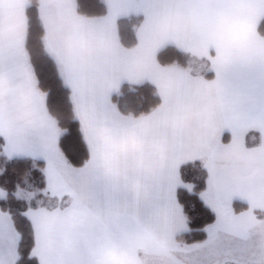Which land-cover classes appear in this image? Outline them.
Instances as JSON below:
<instances>
[{
    "label": "crops",
    "instance_id": "1",
    "mask_svg": "<svg viewBox=\"0 0 264 264\" xmlns=\"http://www.w3.org/2000/svg\"><path fill=\"white\" fill-rule=\"evenodd\" d=\"M104 1L107 12L94 17L79 14L75 0L38 6L45 50L70 90L88 148L77 167L58 147L61 131L25 49L28 0H0V137L7 157L44 163L38 206L25 211L39 264L175 256L192 244L176 239L188 230L177 199L178 188L192 190L180 177L185 162L198 160L207 172L198 195L215 219L205 233L230 185L245 188L240 201L248 210L264 184V36L257 31L264 0ZM129 15L142 16L131 48L117 30V19ZM167 45L188 54L190 64H160L157 52ZM144 82L160 104L137 117L120 113L112 95L122 83ZM17 245L0 210V264H15Z\"/></svg>",
    "mask_w": 264,
    "mask_h": 264
},
{
    "label": "trees",
    "instance_id": "2",
    "mask_svg": "<svg viewBox=\"0 0 264 264\" xmlns=\"http://www.w3.org/2000/svg\"><path fill=\"white\" fill-rule=\"evenodd\" d=\"M77 12L83 16H101L107 12L104 0H75ZM39 0H28L25 8L26 36L25 49L32 66L38 89L45 93V105L49 115L55 120L61 134L58 147L67 162L73 166H82L88 159V148L83 139L80 124L74 115L70 90L64 85L54 59L44 47V28L38 13ZM141 15H129L117 19L120 42L127 48L136 42V28L141 23ZM257 31L264 36V17L257 23ZM157 60L162 65L176 64L187 67L191 57L177 48L167 45L157 52ZM211 77V73H206ZM112 101L118 111L133 117L149 113L161 100L156 88L148 82L141 84L122 83L112 95ZM227 133L222 141L227 140ZM3 140L0 137V189L6 192L0 198V210L8 213L18 234L17 259L15 264H39L32 255L34 246L33 229L25 215L28 208H36L35 199L45 187L44 163L30 158L7 157L3 152ZM182 181L192 184L189 192L177 189V199L182 206L188 230L176 236L184 243L201 242L206 238L204 227L212 223L215 214L199 198V192L205 187L207 172L198 160L188 161L180 166ZM25 189L35 192L34 197L26 200L17 197L15 192ZM242 208L246 204L239 202ZM237 205V204H235Z\"/></svg>",
    "mask_w": 264,
    "mask_h": 264
},
{
    "label": "rangeland",
    "instance_id": "3",
    "mask_svg": "<svg viewBox=\"0 0 264 264\" xmlns=\"http://www.w3.org/2000/svg\"><path fill=\"white\" fill-rule=\"evenodd\" d=\"M258 188L251 193L246 210L238 204L241 196L248 194L245 188L236 192L230 185L220 197L221 213L206 232V240L182 245L173 257L158 252L142 255L143 264H264V184ZM29 192L18 189L15 195L29 200L35 194ZM256 217L262 218L254 223Z\"/></svg>",
    "mask_w": 264,
    "mask_h": 264
},
{
    "label": "flooded vegetation",
    "instance_id": "4",
    "mask_svg": "<svg viewBox=\"0 0 264 264\" xmlns=\"http://www.w3.org/2000/svg\"><path fill=\"white\" fill-rule=\"evenodd\" d=\"M148 264H153V263H150V262H149Z\"/></svg>",
    "mask_w": 264,
    "mask_h": 264
}]
</instances>
